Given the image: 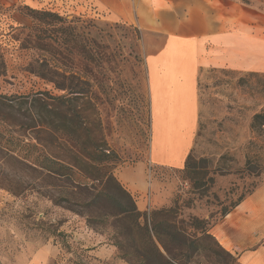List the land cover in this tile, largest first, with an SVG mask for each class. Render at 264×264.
Segmentation results:
<instances>
[{
    "label": "rangeland",
    "instance_id": "obj_1",
    "mask_svg": "<svg viewBox=\"0 0 264 264\" xmlns=\"http://www.w3.org/2000/svg\"><path fill=\"white\" fill-rule=\"evenodd\" d=\"M231 1L264 12V0ZM30 10L55 13L61 21L39 22ZM128 16L133 20V12ZM141 41L138 26L92 0H0V264H31L37 256L43 264H133L118 248L123 243L135 251L121 235L123 224L110 217L111 203L91 213L79 206L91 197L77 195L71 180L38 178L26 167L28 143L52 144L56 156L67 145L60 132L54 141L34 128L37 94L50 104L48 98L70 94L32 72L46 62L60 84L71 79L70 97L79 99L74 110L87 118L90 139L109 154L118 182L124 187L122 171L146 164L152 189L148 210L141 212L173 209L180 220L199 218L213 228L264 184V75L257 73L201 71L193 159L186 169L151 164V98ZM101 214L107 217L88 224V217ZM209 245L215 254L200 250L187 264H231Z\"/></svg>",
    "mask_w": 264,
    "mask_h": 264
},
{
    "label": "crops",
    "instance_id": "obj_2",
    "mask_svg": "<svg viewBox=\"0 0 264 264\" xmlns=\"http://www.w3.org/2000/svg\"><path fill=\"white\" fill-rule=\"evenodd\" d=\"M141 31L152 112L150 162L184 166L200 116L198 77L208 68L264 75V12L231 0H92ZM110 1V3L106 2ZM133 12V20L125 14ZM146 164L122 171L125 189L148 210ZM138 174V175H137ZM151 206V205H150ZM240 264H264V184L211 229ZM31 264H43L37 256Z\"/></svg>",
    "mask_w": 264,
    "mask_h": 264
},
{
    "label": "trees",
    "instance_id": "obj_3",
    "mask_svg": "<svg viewBox=\"0 0 264 264\" xmlns=\"http://www.w3.org/2000/svg\"><path fill=\"white\" fill-rule=\"evenodd\" d=\"M30 13L35 15L33 19L39 22L52 25L55 21H61L55 13L31 10ZM2 65L0 61V68ZM32 72L57 88L70 91L67 96L48 98L52 101L51 104L46 103L44 100L46 97L42 93L34 97V101L38 103L34 107L39 110L37 113L39 122H36L34 128L41 132L43 129L46 130L54 141L56 134L60 132L67 145L64 143V154L58 153L56 156L51 151L52 144L47 143L49 146L47 147L38 141L35 144L28 143L29 155L32 158L27 161L26 167L38 178L71 180L77 195L85 199L91 197L90 202L82 201L79 205L91 213H97L102 203H111L115 214L110 217L117 220L118 224H123L121 235H124L126 245H130L135 250L128 249L120 243L118 248L123 258L133 264L153 262L187 264L200 250L215 254V250L210 248L211 242L230 258L231 264H240L237 258L220 246L210 232L212 227L205 220L192 217L188 220H180L173 209L153 211L151 214L141 212L136 199L112 174L111 167L108 165L109 154L100 143L91 141L92 131L86 124L87 118L82 116V113L75 112L74 101L79 99L70 97L71 93H74V84L70 83L71 79H66L63 84H60L58 81L60 75L56 69L49 67L47 62L32 69ZM61 116L59 124L58 118ZM6 149L9 153L14 152ZM65 151L69 156L65 154ZM191 153L188 155L184 169L193 159ZM86 180H92L99 186H88L84 183ZM104 216L107 217L106 214H101L98 218L90 216L87 219L88 224H96L98 222L95 219H103Z\"/></svg>",
    "mask_w": 264,
    "mask_h": 264
}]
</instances>
